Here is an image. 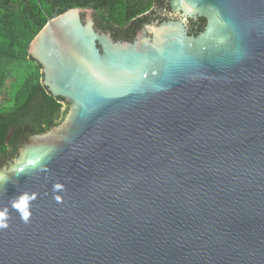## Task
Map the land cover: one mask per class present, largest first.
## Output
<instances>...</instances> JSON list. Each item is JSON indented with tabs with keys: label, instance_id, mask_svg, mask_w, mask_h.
I'll use <instances>...</instances> for the list:
<instances>
[{
	"label": "water",
	"instance_id": "obj_1",
	"mask_svg": "<svg viewBox=\"0 0 264 264\" xmlns=\"http://www.w3.org/2000/svg\"><path fill=\"white\" fill-rule=\"evenodd\" d=\"M172 3L205 31L115 42L76 8L31 43L70 108L0 169V264H264V0Z\"/></svg>",
	"mask_w": 264,
	"mask_h": 264
},
{
	"label": "trees",
	"instance_id": "obj_2",
	"mask_svg": "<svg viewBox=\"0 0 264 264\" xmlns=\"http://www.w3.org/2000/svg\"><path fill=\"white\" fill-rule=\"evenodd\" d=\"M141 0H0V152L11 130L50 114L49 126H58L69 112L63 98H55L43 84L42 66L29 54L36 36L54 19L71 9H93L107 22L121 21L141 7ZM47 91V93H46ZM60 100V101H56Z\"/></svg>",
	"mask_w": 264,
	"mask_h": 264
},
{
	"label": "flooded vegetation",
	"instance_id": "obj_3",
	"mask_svg": "<svg viewBox=\"0 0 264 264\" xmlns=\"http://www.w3.org/2000/svg\"><path fill=\"white\" fill-rule=\"evenodd\" d=\"M144 1H146V7L137 9L130 16L125 17L121 21L117 20L116 22H111V26L113 27H109L107 22L101 19L92 9L95 30L100 34L104 33L110 35L115 42L135 43L144 34L150 38H154L155 32L161 26L168 23L181 22L184 19H186L185 26L190 36L198 37L207 28L208 19L206 17L198 15L186 17L184 15V10L178 11L174 7L172 0ZM82 18L84 21L86 20V13L82 14ZM56 101L58 102L60 100ZM61 101L62 111L65 112L68 107H70V104L64 98ZM50 122V114H41L36 120L30 119L27 123L17 128L14 127L5 140L4 146L6 150L0 152V169L10 167L20 156L24 144L33 136L44 134H36V132L44 130V128L49 126ZM50 128L52 129V127Z\"/></svg>",
	"mask_w": 264,
	"mask_h": 264
},
{
	"label": "clouds",
	"instance_id": "obj_4",
	"mask_svg": "<svg viewBox=\"0 0 264 264\" xmlns=\"http://www.w3.org/2000/svg\"><path fill=\"white\" fill-rule=\"evenodd\" d=\"M192 9L189 7L188 11H191ZM4 177L0 176V180H3ZM63 189V185L56 184L53 186L54 191H59ZM36 199V195L32 194L31 196L28 194H23L16 198L12 202V208L15 209L23 222L28 223L31 216V210H30V203ZM55 199L57 201H60L61 197L56 196ZM8 220V209L5 208L4 210L0 211V228H7L8 223L6 222Z\"/></svg>",
	"mask_w": 264,
	"mask_h": 264
},
{
	"label": "rangeland",
	"instance_id": "obj_5",
	"mask_svg": "<svg viewBox=\"0 0 264 264\" xmlns=\"http://www.w3.org/2000/svg\"><path fill=\"white\" fill-rule=\"evenodd\" d=\"M62 122H63V120L61 121V123H60L59 125H61V124H62Z\"/></svg>",
	"mask_w": 264,
	"mask_h": 264
}]
</instances>
